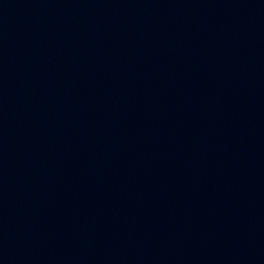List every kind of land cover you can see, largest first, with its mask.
I'll return each instance as SVG.
<instances>
[{
    "label": "water",
    "instance_id": "1",
    "mask_svg": "<svg viewBox=\"0 0 264 264\" xmlns=\"http://www.w3.org/2000/svg\"><path fill=\"white\" fill-rule=\"evenodd\" d=\"M0 264H264V0H0Z\"/></svg>",
    "mask_w": 264,
    "mask_h": 264
}]
</instances>
